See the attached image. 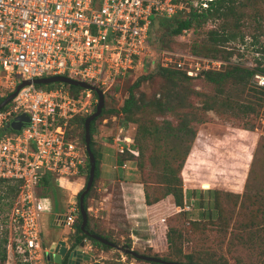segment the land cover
I'll use <instances>...</instances> for the list:
<instances>
[{"label":"rangeland","instance_id":"rangeland-1","mask_svg":"<svg viewBox=\"0 0 264 264\" xmlns=\"http://www.w3.org/2000/svg\"><path fill=\"white\" fill-rule=\"evenodd\" d=\"M243 11L252 14L254 10ZM255 12L264 19L263 2L258 3ZM244 21L247 26L239 31L244 35V42L231 41L224 44L221 49L224 53H214L211 50L214 46L210 44L208 35L210 29L217 28L221 21L209 20L200 28H191L178 35L171 33V27L156 25L147 41L149 47L141 55V63L107 90L104 109H120L129 96V89L137 81L141 82L136 91L138 95L143 93L148 99H153L154 96L168 94L173 87L169 76L163 75V69H176L185 73L197 58L213 59L211 56L216 55L219 59L213 60L223 63L221 69L228 63L255 68L260 57L256 53L257 46L251 45V36L257 34V31L254 23L248 19ZM225 52L231 53L228 61L225 59L228 57ZM198 75L186 74L190 79L178 88L186 96L183 109L175 107L174 111H169L164 116L154 109H146L136 116L140 123L150 127H162L167 121L172 126L180 124L185 114L190 112L201 118V123H191L195 136L181 170L182 188L191 197L189 209L182 211L178 207H170L168 203L165 208H152L147 215L144 212L137 213L135 219L138 224L135 229L139 238L129 237L131 227L124 216L119 180H130L141 185L144 194L149 193L152 200L161 197L165 184L160 178V168L163 155L170 156L166 146H170L173 140L168 139L165 144V141H157L153 136L141 139L140 143L145 147L147 167L143 173L130 163L126 164V168L117 167V145L113 140L117 137L135 138L136 124L125 122L121 114L104 115L94 123V148L102 150L103 169L119 177L111 184L112 196L108 201L110 216L104 219L101 215L100 168V178L88 200L90 228L108 236L118 247H128L138 254L165 261L184 262L176 248H168L166 234L169 227H174L178 230L174 234L178 246L183 253H192L198 262L211 259L217 264H264V100L259 102L260 96L250 91L241 95L234 86L226 84L221 88L216 102L230 98L233 103L219 109L213 105V111L206 110L205 104L214 103L217 91L211 83ZM252 83L256 88L253 78ZM248 101L257 104H253V114H243L237 108V105ZM95 110L96 106H92L88 113L78 116H89ZM67 128L72 139L78 141L82 132L78 125L68 123ZM158 156L159 163L152 168L151 159ZM86 175L87 173L80 175L84 176L82 186L66 184L64 188L55 182L58 205L62 209H53L55 197L50 193L52 212L43 213L40 219L44 249L58 240L66 241L67 245L73 244L75 228L71 231L68 226L56 225L54 221L58 212L65 214L73 209L79 210L77 194L85 187ZM78 178L79 176L71 180L74 182ZM0 191V195L3 194L2 191H7L6 184L0 185ZM43 192L41 188L38 189V194ZM213 193H216L215 197ZM12 196L0 202V245L6 237L9 239L7 246L20 244V235L10 220ZM199 202L200 205L197 204ZM148 239L151 241H147ZM82 251L88 257L79 264H148L125 256L117 248L104 249L89 239L85 240ZM16 254L13 247H8L5 264H16ZM43 264H47L46 259Z\"/></svg>","mask_w":264,"mask_h":264},{"label":"built area","instance_id":"built-area-1","mask_svg":"<svg viewBox=\"0 0 264 264\" xmlns=\"http://www.w3.org/2000/svg\"><path fill=\"white\" fill-rule=\"evenodd\" d=\"M211 1L0 0V99L24 81L55 74L106 93L141 63L154 18L171 17L190 7L206 9ZM222 65L197 58L185 73L219 71ZM253 81L264 89V75H254ZM97 103L89 89L74 96L63 85L47 89L31 82L0 110V179L21 182L10 220L20 235L17 251L26 254L30 264L45 260L40 219L52 209L51 198L38 194L40 182L46 173L54 174L60 185L63 178L82 175L87 155L68 138L67 126ZM21 115L28 117L27 122L13 130L11 123ZM113 141L117 154L139 155L130 147L131 138ZM188 209L185 203L183 210ZM63 215L65 226L74 231L79 210Z\"/></svg>","mask_w":264,"mask_h":264},{"label":"trees","instance_id":"trees-1","mask_svg":"<svg viewBox=\"0 0 264 264\" xmlns=\"http://www.w3.org/2000/svg\"><path fill=\"white\" fill-rule=\"evenodd\" d=\"M262 2L264 3V0H212L211 2H209V6L206 9L199 10L197 8L190 7L188 11L182 10L171 17L154 18L151 33L153 32L156 25H161L162 27H168V28L171 27L172 28L171 33L173 35L181 34L183 31L189 30L191 28L193 29L200 28L209 20L221 21V23L218 25L217 28L214 27L213 29H210V31L208 32L209 40H210L209 42L211 45H213L216 48V49L214 47H212L213 49L210 48L214 53H220V52L224 53L221 49L224 48V44L228 42L231 41H238L240 43L244 42V35H242L239 31L240 28L247 26V22L244 21L245 19H248V21L255 24L256 27L255 30L257 31V34L251 36V45L257 46L256 53L260 57V59L257 60L256 62L257 64L255 68L233 65L228 63L226 66H224V68L220 69L219 71L208 70L202 72L201 74L198 73L200 75L197 74L198 76H201L204 80H206L208 83H211V85L214 86L217 91L216 92L217 97H215L216 100L213 101L214 103L209 104L207 102L205 104L204 108L206 110L213 111L215 107L219 109V107H224V105L229 106L230 103H233L232 100H230V98L221 100V102H216L218 99V94H221V88L226 84H230L234 86L235 87L234 89L237 90L241 95L244 94L246 91H250L260 96L258 97L259 102H262L264 100V89L257 87L254 88L252 83V78L254 77V75L256 74L264 75V65H263L264 64V19L255 12L258 3L260 4ZM244 9H250V10L252 9L254 11L252 14H249L246 13V11L244 12L243 11ZM225 53L228 55V57L225 58L228 61L231 53L230 52H225ZM211 57H213V59H219L216 58L217 57L216 55H213ZM162 73L165 76L167 75L169 76L170 84L173 87V89L168 94H164V95L160 94L159 97L154 96L153 99H148L143 93L138 95L136 91L140 88L141 82L137 81L135 85L129 89V96L124 101V104L120 109L118 110L104 109L103 112H101L99 118L103 117L104 115L121 114L125 122L136 124V135L135 138H131L130 147L133 150H136L139 155L134 156L128 152H125L123 154H118L116 163L120 167H123L125 164L130 163L133 164V166L140 172L143 173L146 171L147 168L145 162L146 154L144 153L145 147H143L140 143L142 138L146 136H153V138L156 139L157 141L160 142L165 141V144H167L166 141L168 139L173 140V143L170 146H166L167 152L170 153V156L169 154H167V156L163 155L162 166L160 168V178L162 182L165 184L164 194L161 197H155L152 200L150 198L149 193L146 192L145 202L148 206H152L159 203L162 200H165L168 196H172L175 205L178 208H180V210L184 211L183 207L185 203L189 205L191 204V197L185 194L182 188L181 170L184 161L186 160V157L189 154V151L191 149V143L195 136V130L191 126V123L192 122L201 123L202 122L201 118L198 117L196 113L190 112L185 114L180 124L172 126V124L167 121L162 127H159L157 125H153L152 127H150L143 123H140L139 119L136 117L137 114H140V112H144L146 109L147 110L154 109L155 112L164 116L169 111H174L175 107H180V109L184 108V102L186 96L185 94L183 95L182 93H180V90L178 88L180 87L181 84L186 83L187 80H189L190 78L186 76L185 73H182L180 72V70H176V69H170V68L163 69ZM61 85L69 89L72 95L74 96H79L83 91V89L80 87H74L71 84L61 83V82L49 83V84H37L38 87L47 88V89ZM10 94L12 93H9L7 96H9ZM105 94L107 95V91ZM94 95L95 97H97L95 92ZM6 97L0 99V103ZM253 104L256 103L248 101L247 103L237 105V108H239V110H241L243 114H253L255 112V107ZM213 105H215V107ZM86 117L88 116L84 117V116L75 115L73 118L69 120V124L76 123L78 127L82 130L81 137L77 142L79 146L83 149L85 155L86 153L84 150V121ZM96 119L90 123V135H91L90 148L93 155H95L96 158V172H95V181L93 187L84 200V206L87 213L89 209L88 200L91 198V194L93 192L96 181H98V179L100 178V168L103 160L101 148L100 151H97L94 148V143H93L94 123ZM67 135L68 138L72 139V136L68 132V128H67ZM179 147L181 149H179ZM178 155H179V160L177 161ZM86 159L87 161H86L85 169L84 170L82 169L81 174L87 173L86 175V183H87V180L89 178L90 163L88 156ZM158 161H159V156L155 157V159L153 158L151 159L152 168L153 166L158 165L159 163ZM2 184H6L7 191H2L3 194L0 195V202L1 200L10 198V196L13 195L12 196L13 199L12 208H13L14 203L19 195L21 182L7 180V179H0V185ZM39 188H41V190L44 191L43 193H39L40 196H50V193L53 194V196L55 197V205L53 208L54 210L58 211L62 209V207L58 205L59 202L57 200L58 197L55 187L54 174L52 173L44 174L42 181L40 182ZM82 191H80L77 194L78 206H80V195ZM213 195L215 197L216 193H213ZM197 204L200 205L201 203L199 202ZM263 215H264V209H263ZM81 223H82V217L78 215L74 225L75 228L74 241H76V244H80L86 239H89L92 243H94L95 245H99L104 249H112L110 246L103 245L98 241L85 235L81 230ZM86 229L91 234H96L112 242V240L108 236L103 235L102 233L100 234L98 232H95L90 228L89 217H88V224L86 226ZM177 233H178L177 228L169 227L168 232L166 234V239H167L168 248L170 250L176 248L177 251L179 252V256L184 260V262L181 263L217 264V262H214L211 259L205 262H198V260L194 258L195 256L192 253H183L182 248L178 246L174 238V234ZM8 243H9V239L8 237H6V239H4L3 243L0 245V264H5L6 262ZM17 245L14 243L13 245H11V247H13V249L16 250L17 252L16 264H30L29 261L25 260L26 254L18 253ZM128 246L130 247V245ZM125 256L129 258H133L130 255H125ZM65 262H66V256L63 259V264ZM146 263L158 264L153 262H146Z\"/></svg>","mask_w":264,"mask_h":264},{"label":"water","instance_id":"water-1","mask_svg":"<svg viewBox=\"0 0 264 264\" xmlns=\"http://www.w3.org/2000/svg\"><path fill=\"white\" fill-rule=\"evenodd\" d=\"M31 82H34L36 84H49V83H67L71 84L74 87H80L82 89H89L96 93L98 98V103L96 106V111H94L92 114H90L88 117H86L84 121V150L86 155L88 156L89 163H90V171H89V178L87 180L85 189L82 191L80 195V206H79V215L82 217V223H81V230L82 232L87 235L88 237L98 241L99 243L103 245L110 246L111 248H117L121 250L125 255H130L135 259L144 261V262H153L158 264H189V263H181L178 261L173 260H163L159 258L149 257L145 255H141L136 253V251L129 249L128 247H118L114 243L110 242L109 240L98 236L96 234H91L87 229L86 226L88 224V213L84 206V200L85 197L89 194L90 190L93 187L94 181H95V172H96V158L95 155H93L91 148H90V123L98 118L101 115V112H103L105 108V93L100 88L90 85L86 82L79 81L72 79V77L61 75V74H55L45 77L36 78L33 80L24 81L21 84H19L16 88V90L7 96L1 103H0V110L4 108L6 105L10 104L11 101L17 96L19 91L30 84ZM28 117L25 115L19 116L17 119H15L14 122L11 123L10 127L13 130H19L23 123L27 122ZM59 216V219L61 220L62 224L65 225V215L57 214ZM72 245L68 246L66 241L64 240H58V242H52L51 245L48 247V249H44V258L47 260V264H62L63 258L65 256H68L69 260L73 256H75L76 253L82 252V249L85 247V241L81 242L79 246H76L73 248L71 252H69V249ZM80 255H85L84 253H80ZM76 264H79L77 262Z\"/></svg>","mask_w":264,"mask_h":264},{"label":"crops","instance_id":"crops-1","mask_svg":"<svg viewBox=\"0 0 264 264\" xmlns=\"http://www.w3.org/2000/svg\"><path fill=\"white\" fill-rule=\"evenodd\" d=\"M104 158V156H103ZM116 166L119 167L116 163ZM106 169H103V160H102V164H101V215L102 218H108L110 216V209H109V205H108V201L110 200V197L112 196V190L111 188V184L113 182H115L117 180V177H119V175H114L109 171H105ZM62 181V185L58 184L60 187H64L67 185H77V186H82V182H84V176L79 177L76 181L72 182V180H67V179H61ZM120 181V185L122 188V193H121V197H122V202L124 204V216L125 218H127L128 223L130 224V233H129V237L130 238H135L138 240L139 236L137 233V230L135 228H137V220L135 219V216L137 213L140 214V212L143 214V212L147 215L150 214V210L152 208L158 207V206H164V208L166 207L165 204H170V207H175L177 208V206L174 203L173 197L172 196H168L165 200L160 201L159 203L152 205V206H148L145 202V194L144 191L141 188V185L139 184H135L133 182H131L130 180H126V181ZM84 184V183H83ZM79 192V191H77ZM52 209L50 212L51 213ZM165 212V211H164ZM57 214H61L62 213H57ZM56 214L55 216V221L54 224L56 225H61L62 222L59 219V216ZM62 226V225H61ZM72 231V230H71ZM70 231V232H71ZM65 232V230H64ZM69 234V233H68ZM41 239H42V243L44 242V236L42 234L41 231ZM147 241H151V239H148ZM69 244V243H68ZM70 246V244L68 245Z\"/></svg>","mask_w":264,"mask_h":264},{"label":"flooded vegetation","instance_id":"flooded-vegetation-1","mask_svg":"<svg viewBox=\"0 0 264 264\" xmlns=\"http://www.w3.org/2000/svg\"><path fill=\"white\" fill-rule=\"evenodd\" d=\"M79 245L80 244H76V241H74L73 244H72V246L69 249V252H71L73 250V248H75L76 246H79ZM80 253H83V251L80 252ZM80 253H76L75 256H73L71 258V260H69L68 256H66V262L64 264H76L77 262H80L83 259H86L88 257V255H83L82 256V255H80ZM62 264H63V261H62Z\"/></svg>","mask_w":264,"mask_h":264}]
</instances>
